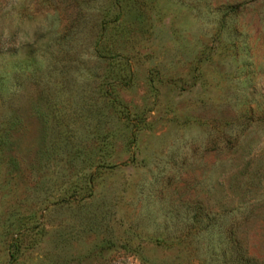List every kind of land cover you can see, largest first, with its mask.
I'll use <instances>...</instances> for the list:
<instances>
[{
  "label": "rangeland",
  "instance_id": "obj_1",
  "mask_svg": "<svg viewBox=\"0 0 264 264\" xmlns=\"http://www.w3.org/2000/svg\"><path fill=\"white\" fill-rule=\"evenodd\" d=\"M0 264H264V0H0Z\"/></svg>",
  "mask_w": 264,
  "mask_h": 264
},
{
  "label": "trees",
  "instance_id": "obj_2",
  "mask_svg": "<svg viewBox=\"0 0 264 264\" xmlns=\"http://www.w3.org/2000/svg\"><path fill=\"white\" fill-rule=\"evenodd\" d=\"M233 8H236V7H233ZM11 246H13V248H14V246H15V249H16V244H15L14 242L11 243ZM9 257H10L11 259L16 258L15 253H14V251H12V249H9Z\"/></svg>",
  "mask_w": 264,
  "mask_h": 264
}]
</instances>
